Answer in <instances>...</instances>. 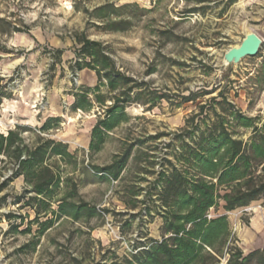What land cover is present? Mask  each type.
I'll use <instances>...</instances> for the list:
<instances>
[{
  "label": "rangeland",
  "instance_id": "rangeland-1",
  "mask_svg": "<svg viewBox=\"0 0 264 264\" xmlns=\"http://www.w3.org/2000/svg\"><path fill=\"white\" fill-rule=\"evenodd\" d=\"M230 1L0 0V18L3 19L0 28L6 31H0V132L6 134L18 125L31 128L24 133L26 142L31 143L40 127L37 122L46 108L56 102L64 114L62 122L44 135L72 142L69 149L77 155L78 164L74 172L72 165L65 167V174L82 179L79 192L85 200L100 209L111 210L103 219L93 222L96 228L92 237L104 246L116 243L114 247L120 254L128 251L133 239L141 234L162 239L163 221L155 211L152 216L143 213L129 230L125 227L121 235L125 220L138 211L123 202L130 199L128 188L134 184L148 185L147 181L137 183L138 175L150 181L154 176L138 173L131 165L124 180L108 181L87 176L83 168L87 169L90 164H108L126 141L152 135L159 138L148 144L157 145L160 155L165 156L168 150L165 144L193 112H198L199 103H210V99L217 96L218 86L228 91L229 99L246 115L264 117L262 57H247L239 64L228 66L222 62L225 51L240 44L247 33L257 32L264 37V0H234L228 6ZM105 4L128 6L120 10L119 16L113 15L110 19V22H120L124 29H112L107 21L95 17V8ZM191 8L204 9L186 13ZM13 28L29 29V33L15 32ZM83 36L101 42L120 70L147 82L148 90L157 89L170 97V101L162 100L150 111L139 103L128 106L130 121L111 133L102 150L92 156L89 147H81L76 136L88 131L97 120L98 112H73L69 104L71 95L81 85L71 63L79 45L78 38ZM58 48L65 50L61 62L50 53ZM261 50L264 55V42ZM152 68L156 71L149 74ZM201 90L211 93L197 102L177 107L179 96ZM103 91L106 92V88ZM240 131L245 140L252 134L250 130ZM2 159L0 183L12 173V164L6 157L1 156ZM24 186L23 178H16L0 193V198L8 194L0 206V264H59L60 259L53 257L52 238L65 244L67 253L82 255L85 236L74 233L77 225L70 221L47 232L37 252H17L37 230L34 225L31 233H8L10 222L6 213L24 216L20 230L33 218L31 211L27 218V209H20V204L14 201ZM211 214L228 216L232 241L245 254L257 249L264 253L263 200L230 212L222 208L211 210ZM13 222L22 221L17 218ZM221 264H226V260Z\"/></svg>",
  "mask_w": 264,
  "mask_h": 264
},
{
  "label": "trees",
  "instance_id": "trees-1",
  "mask_svg": "<svg viewBox=\"0 0 264 264\" xmlns=\"http://www.w3.org/2000/svg\"><path fill=\"white\" fill-rule=\"evenodd\" d=\"M233 2L231 0L228 6ZM126 7L105 4L95 8L94 15L107 21L112 29H124L120 22H110V19L113 15L119 16L120 10ZM203 9L191 8L186 13ZM13 30L29 33V29ZM0 31L6 32L1 28ZM78 44L71 63L73 73L78 75L83 69H90L95 72L98 82L93 87L81 84L72 94L74 102L70 108L72 111L98 112L89 144L92 156L102 150L111 133L130 121L126 111L128 106L139 103L150 111L162 100L170 101V97L157 89L148 90L147 82L120 70L101 42L83 36L78 38ZM50 53L61 62L65 50L58 48ZM258 57H262L264 72L262 50ZM177 64L182 65L181 62ZM155 71L156 68H152L148 73ZM217 89V96H213L210 103H199L198 112H193L165 144L168 149L165 156L160 155L157 145L148 144L159 138L152 135L126 141L108 164H90L87 169L83 168L87 176L108 181L124 180L131 165L138 173L154 176L150 181L138 175L137 183L147 181L148 185L134 184L128 188L130 199L123 202L138 211L125 220L121 235L143 213L152 216L155 211L163 221L162 239L141 234L122 254L114 247L116 243L104 246L92 237L96 228L93 222L103 219L111 210L100 209L85 200L79 192L82 179L65 174V167L69 165L74 167L73 172L76 171L77 155L70 151L68 143L44 135L58 126L62 118H48L33 134L31 143L24 137L31 128L18 125L6 134L0 132V161L4 156L12 164L11 175L0 183V193L14 179L22 177L24 190L14 201L20 204V209H27V218L30 211L33 213L23 230L19 228L25 221L24 216L6 213L10 222L8 233H31L33 226H37L36 234L17 252H37L47 232L70 221L77 225L73 232L85 236V250L82 255L67 253L65 244L52 238L53 257L60 259L59 264H221L223 259L226 264H264L263 250L245 254L233 243L226 214H211V210L222 208L230 212L257 200L264 203V117L246 115L229 99L228 91L221 86ZM210 93L201 90L181 95L177 107L197 102ZM217 98L221 101H216ZM241 129L252 132L247 140L242 138ZM139 196L143 198L139 199ZM7 197L5 194L0 198V206ZM17 218L22 222H13Z\"/></svg>",
  "mask_w": 264,
  "mask_h": 264
},
{
  "label": "crops",
  "instance_id": "crops-1",
  "mask_svg": "<svg viewBox=\"0 0 264 264\" xmlns=\"http://www.w3.org/2000/svg\"><path fill=\"white\" fill-rule=\"evenodd\" d=\"M262 38L264 40V37H262ZM79 77L81 79V84H83V85H87V86L93 87L98 82V79H97V76H96L95 72L90 70V69H83L82 71H80ZM73 102H74V97L71 95V100H70L69 104L71 105ZM78 111H81V110H78ZM78 111H73V112H78ZM81 112H83V111H81ZM63 116H64V114H63L62 110H60V108L58 107L56 102H54L53 105H50V106H48L46 108V112H44L43 117H41L40 121H38L37 123L39 124V126H41L50 117H60V118H62ZM95 123H96V120L91 125V127L88 129V131L80 132V133L77 134L76 139H77V141H79V145L81 147H83V148L89 147L90 138H91V130H92L93 126L95 125ZM60 140L68 143L69 147L72 144V142H70L68 140H63V139H60Z\"/></svg>",
  "mask_w": 264,
  "mask_h": 264
},
{
  "label": "water",
  "instance_id": "water-1",
  "mask_svg": "<svg viewBox=\"0 0 264 264\" xmlns=\"http://www.w3.org/2000/svg\"><path fill=\"white\" fill-rule=\"evenodd\" d=\"M263 38L257 32H249L240 44L225 51L223 65L239 64L247 57L257 56L263 46Z\"/></svg>",
  "mask_w": 264,
  "mask_h": 264
},
{
  "label": "built area",
  "instance_id": "built-area-1",
  "mask_svg": "<svg viewBox=\"0 0 264 264\" xmlns=\"http://www.w3.org/2000/svg\"><path fill=\"white\" fill-rule=\"evenodd\" d=\"M109 226H110V224H109ZM111 227V226H110ZM112 228V227H111Z\"/></svg>",
  "mask_w": 264,
  "mask_h": 264
},
{
  "label": "bare ground",
  "instance_id": "bare-ground-1",
  "mask_svg": "<svg viewBox=\"0 0 264 264\" xmlns=\"http://www.w3.org/2000/svg\"><path fill=\"white\" fill-rule=\"evenodd\" d=\"M79 82H80V80H79ZM79 142V141H78Z\"/></svg>",
  "mask_w": 264,
  "mask_h": 264
}]
</instances>
